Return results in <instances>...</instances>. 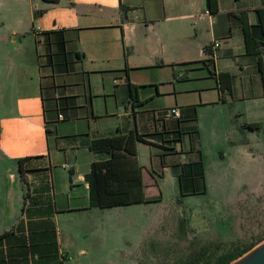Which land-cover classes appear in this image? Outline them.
<instances>
[{"label":"crops","instance_id":"0c3cea01","mask_svg":"<svg viewBox=\"0 0 264 264\" xmlns=\"http://www.w3.org/2000/svg\"><path fill=\"white\" fill-rule=\"evenodd\" d=\"M260 8L264 0H220L216 13L207 0H0V235L8 233L0 264H69L88 253L91 234L106 230L86 180L92 163L109 157L91 149L95 139L142 134L148 142H137L138 160L139 144H147L152 165L156 157L168 166L167 157L185 154L175 171L179 184L181 164L202 155L199 110L193 99L178 98L168 108L179 107L180 117L150 108L165 80L205 79L199 87L215 96L202 102L240 100L246 109L238 115L264 116V93L257 91L264 72L246 52L242 19L256 25ZM215 42L212 69L234 76L224 97L204 62L205 46ZM111 80L114 94L128 100L126 119L95 130L88 116L93 96L109 94ZM129 81L143 102L137 107L129 102ZM188 106L196 107L198 132L187 133L184 121L179 134L177 118H189ZM248 124L260 126L256 118L245 127L261 128ZM142 166L146 193L145 175L152 173Z\"/></svg>","mask_w":264,"mask_h":264},{"label":"rangeland","instance_id":"374dc122","mask_svg":"<svg viewBox=\"0 0 264 264\" xmlns=\"http://www.w3.org/2000/svg\"><path fill=\"white\" fill-rule=\"evenodd\" d=\"M205 81L165 80L149 105L165 109L177 98L183 104L193 99L198 105L205 193L181 195L175 171L185 154L167 157L168 166L156 157L152 165L151 147L140 143L139 161L152 173L145 175L146 193L153 198L97 209L103 212L104 234H91L88 253L69 264H185L198 252L206 253L203 264H213L221 254L264 238V116L238 115L246 109L240 100L202 102L215 96L209 86L199 87ZM259 81L257 91L263 94L264 76ZM109 87L106 96H93V114L88 116L95 130L113 128L126 119L125 94H114L113 80ZM255 118L261 128L251 132L245 125ZM234 129L241 135L232 133Z\"/></svg>","mask_w":264,"mask_h":264},{"label":"trees","instance_id":"16d2710c","mask_svg":"<svg viewBox=\"0 0 264 264\" xmlns=\"http://www.w3.org/2000/svg\"><path fill=\"white\" fill-rule=\"evenodd\" d=\"M54 3L58 0H45ZM220 0H207L209 11L216 13L219 11ZM42 11H36V15H40ZM258 23L252 25L247 16L243 19V30L246 42V52L248 55L257 57L259 70L264 72L263 53H264V10H257ZM210 46H205V51L209 57L204 60L207 67L211 68V73L217 77L219 89L224 95L231 94L233 91L234 76L230 72H217L212 69L214 65V52ZM125 73L128 77L129 69L126 68ZM129 86V102L133 107L143 104L139 99L138 86L128 82ZM183 110L187 111L189 118H177L179 123V134H184V128L181 125L184 121H189L185 125L187 133H197V115L196 107L188 106ZM249 128L253 127L248 124ZM148 142L144 135L135 131L128 133H118L109 137H102L92 141L91 149L97 152H106L109 157L105 160L94 161L90 171L86 174V180L90 188V205L101 209L140 204L151 199L146 197L145 184L143 180V166L137 156V142ZM23 160H20L19 172L24 177ZM179 187L182 196L197 195L205 193V167L202 155L199 159L188 161L181 164L179 174ZM8 235L4 233L0 235V240ZM248 245L243 249H237L220 256L218 264H228L231 260L241 255L243 252L251 248Z\"/></svg>","mask_w":264,"mask_h":264},{"label":"water","instance_id":"95a60500","mask_svg":"<svg viewBox=\"0 0 264 264\" xmlns=\"http://www.w3.org/2000/svg\"><path fill=\"white\" fill-rule=\"evenodd\" d=\"M228 264H264V238Z\"/></svg>","mask_w":264,"mask_h":264},{"label":"flooded vegetation","instance_id":"af4514ba","mask_svg":"<svg viewBox=\"0 0 264 264\" xmlns=\"http://www.w3.org/2000/svg\"><path fill=\"white\" fill-rule=\"evenodd\" d=\"M244 247H246V246H244ZM244 247L238 248V249H243ZM232 251H235V250H232ZM232 251H229V252H232ZM229 252L223 253L220 256H222L224 254H227ZM205 255H206V253H203V252L200 253V252H198V253L194 254L192 257H190L185 262V264H203L202 261H203V258H205ZM220 256L217 258V260L213 264H218L219 263Z\"/></svg>","mask_w":264,"mask_h":264},{"label":"built area","instance_id":"2783aa9c","mask_svg":"<svg viewBox=\"0 0 264 264\" xmlns=\"http://www.w3.org/2000/svg\"><path fill=\"white\" fill-rule=\"evenodd\" d=\"M37 29H40V28L38 27ZM213 47H214V48L219 47V43H218V42H215V43L213 44ZM166 115H167V116L180 117L181 112H180L179 107H173V108H168V109L166 110ZM60 118H63V116L61 115Z\"/></svg>","mask_w":264,"mask_h":264}]
</instances>
